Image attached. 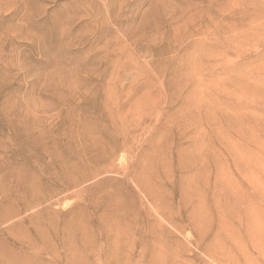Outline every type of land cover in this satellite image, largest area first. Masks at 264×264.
I'll list each match as a JSON object with an SVG mask.
<instances>
[{
    "label": "rangeland",
    "instance_id": "obj_1",
    "mask_svg": "<svg viewBox=\"0 0 264 264\" xmlns=\"http://www.w3.org/2000/svg\"><path fill=\"white\" fill-rule=\"evenodd\" d=\"M0 264H264V0H0Z\"/></svg>",
    "mask_w": 264,
    "mask_h": 264
}]
</instances>
